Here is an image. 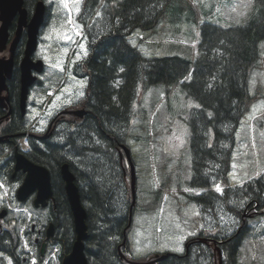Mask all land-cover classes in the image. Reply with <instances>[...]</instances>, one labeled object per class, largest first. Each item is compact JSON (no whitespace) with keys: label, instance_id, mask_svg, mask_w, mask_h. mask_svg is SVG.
Segmentation results:
<instances>
[{"label":"trees","instance_id":"obj_1","mask_svg":"<svg viewBox=\"0 0 264 264\" xmlns=\"http://www.w3.org/2000/svg\"><path fill=\"white\" fill-rule=\"evenodd\" d=\"M37 1L24 0V6L34 9ZM177 1L84 0L77 20L88 39L89 53L78 70L88 78L83 102L89 101L92 114L82 119L69 116L77 122L65 131L64 144H49L43 151L32 144V151L26 153L31 160L50 169L56 203L51 207L50 220L65 237L55 236L52 244L61 245L66 253L71 251L75 232L60 167L65 162L70 164L87 210L89 238L85 251L91 264H127L118 247L132 225L131 205L126 209L120 203L125 179L119 147L125 144L131 148L125 129L133 118L139 93L149 86L180 85L200 103L189 121L193 168L190 184L205 191L190 195V200L204 210L224 203L231 207L232 194L264 204V176L236 190L230 177L238 128L255 99L250 81L264 62V0H256L258 9L245 24L223 27L203 23L194 59L147 55L139 45H133L132 35L137 31L154 32ZM15 73L19 77V68ZM13 94L15 110L19 97L16 91ZM11 129L19 134L26 131L22 124ZM217 183L222 192L214 188ZM19 235L15 228L7 234L0 232V253H9L18 261L13 251ZM242 239L243 231L235 233L228 246L221 248L229 249V255L235 256ZM208 259L176 256L161 264H212Z\"/></svg>","mask_w":264,"mask_h":264},{"label":"rangeland","instance_id":"obj_2","mask_svg":"<svg viewBox=\"0 0 264 264\" xmlns=\"http://www.w3.org/2000/svg\"><path fill=\"white\" fill-rule=\"evenodd\" d=\"M45 2L50 20L44 27L39 51L35 54L43 57L47 63V70L39 75L45 84L37 85L30 92L26 119L28 126L36 128L38 134L44 132L57 110L65 107L64 96L74 97L80 95V92L86 95L88 80L86 77L78 83L70 80L64 94L57 95L54 94L55 89H50L53 82H46L56 67H63L62 72L66 73L64 67L68 63V56L63 43L68 44V49L77 43L73 63L87 57L89 45L88 39L81 35L83 27L77 20L84 0H78V5L77 0ZM77 6L80 9L78 13ZM257 9L256 0H179L173 4L154 32L137 31L132 35L131 42L139 45L147 55H181L194 59L200 38L199 29L203 23L212 22L223 27L242 25L249 21ZM28 11L31 18L34 9ZM65 33L72 37L74 43L64 39ZM262 48L264 57V41ZM3 55L9 57L8 53ZM249 87L255 99L238 128L233 148L230 177L235 190L264 176V62L261 68L255 70ZM48 89L50 93L46 92ZM199 107L200 103L180 85L172 88L165 84L152 85L139 93L133 107V118L129 128L125 129L129 133L127 139L134 158L136 205L127 237L121 239V250L129 260L147 261L167 252L184 254L186 243L200 231L204 235H217L226 241L222 234L234 235L239 230V233L243 231V239L235 256L231 257L229 252L223 251L221 257L218 248H215V253L210 247L212 264H264V205L255 216L243 217L246 205L251 202L249 198L241 199L232 194L234 197H231L229 203V206L233 203L231 207L224 203L223 206L218 207L217 204L209 210H204L190 200V195L205 191L190 184L193 168L189 121ZM69 126H62V129L71 130ZM60 142H66V138ZM23 147L28 150V145ZM122 152L123 160L120 159V163L125 180L120 203L127 209L132 204L133 196L129 194L132 189L128 180L130 165ZM0 173V213L7 210L1 220L2 233L7 234V231L15 228L20 234L13 254H17L18 261L21 258V264H32L35 260L38 262L35 264H60L59 254L66 253L62 251L61 245L49 241L46 255L40 260L41 245L35 243L39 237L36 234L38 228L47 229L51 222V208H36L32 196L25 202L17 199L16 191L24 178H12L11 165L0 169ZM217 185L219 183L214 187L216 190ZM130 215L131 206L129 220ZM61 237L65 239L62 234ZM123 242L126 244L123 245ZM9 261L18 264L14 256L1 252L0 264H9Z\"/></svg>","mask_w":264,"mask_h":264},{"label":"water","instance_id":"obj_3","mask_svg":"<svg viewBox=\"0 0 264 264\" xmlns=\"http://www.w3.org/2000/svg\"><path fill=\"white\" fill-rule=\"evenodd\" d=\"M18 13V28L10 45V55L9 57H0V104L4 105L5 107L9 106V96H2V92L5 90L8 91L7 79L11 78L13 75L15 50L23 32V28L26 26L28 40L26 43L24 56L19 64L21 82L20 108L22 113L25 114L30 88L38 79L37 73H41L44 70V61L41 59L37 61L34 60L33 54L38 48L39 30L44 21L46 3L43 0L38 1L32 17L28 21V10L24 7V0H0V51L8 48L10 36L9 27ZM10 112L11 108L8 114H10ZM72 113L79 117H83L86 113V110L77 109ZM121 148L124 150L131 165L133 200L131 206L130 224L132 220V209L136 203L135 165L132 160L131 150L124 144L121 145ZM121 156H123L122 153ZM14 157V175L19 170H22L25 173V178L17 190L18 200L26 201L33 193H35V199L33 202L34 206L36 208L47 207L49 200H54L52 175L50 169L45 165L38 164L31 160L25 155L24 152L20 151L19 147L17 146L14 151ZM60 175L64 181V189L73 215L75 232V240L72 244L71 251L63 257L61 264H91L85 251L86 241L89 238L87 210L81 200L80 189L76 183V175L68 162H65L61 165ZM6 214V210L2 211L0 213V220L4 218ZM54 230L55 224L51 222L47 227V239L53 237ZM124 244L125 242H123V245ZM46 246L47 243L44 242L40 249L41 256H44L46 252ZM119 253L122 258H125V255L121 250V246H119ZM168 256L169 253L164 254L161 257H158L155 261L165 259Z\"/></svg>","mask_w":264,"mask_h":264},{"label":"flooded vegetation","instance_id":"obj_4","mask_svg":"<svg viewBox=\"0 0 264 264\" xmlns=\"http://www.w3.org/2000/svg\"><path fill=\"white\" fill-rule=\"evenodd\" d=\"M18 17H19V13L15 16L11 26L9 27V31H10V36H9V41H8V48L0 51V57H7L5 55L1 56L3 53H8V55H10V45L13 41V38L15 37L17 28H18ZM29 20V19H28ZM50 20V15H48V13H46L45 15V20H44V24L41 28V34H40V39L42 38L43 34V30L44 27L46 26V23H49ZM28 40V33H27V27L25 26L23 28V32L21 34V37L18 41L16 50H15V64H14V71H13V75L11 78L7 79V86H8V91L5 90L2 92V96L8 95L9 96V106L5 107L4 105L0 104V169L5 168V166H7V168L11 165V177L15 178L18 177L19 179H22L25 177V173L22 170H19L15 173L14 175V171H15V161L13 158V152L15 147L18 145V143L20 142V138L18 136L19 133L17 132H13V130L11 129V127H13L14 125L16 126L17 124H22L25 125L26 127V136H27V142H28V150L27 153H29L30 151H32L33 146L32 144H35L41 151L46 149V146L49 144H54V143H60V144H64L60 141H62V139L66 138V132L62 129V126L65 125H70L69 127L74 128L72 126L75 125V123L77 122V119L69 117V116H74L76 117V115L74 113H72V111L76 110V109H86V113L85 116L92 114V109L90 106L89 101L88 102H83V98L85 96L83 95H77V96H72V95H67L64 96V102L63 105L65 106L64 108L57 110V112L53 115V117L48 121V124L44 130L43 133L38 134L37 132H35V129H33V127H29L28 123L25 122L24 124V120H26V115H23L20 109V89H21V82H20V75L19 77L16 76V69L19 68V64L20 61L24 55L25 52V47H26V43ZM71 41L74 43L73 39H71ZM41 42V40H40ZM40 45V44H39ZM68 44L67 43H63V46H66V54L68 56V63L66 66V68L64 67V70H66V73L63 74V67H59V68H55V70L51 71V76L50 79L47 80L46 82H53L51 83L50 89H55L54 94H64V92L67 90L66 88L70 85V80H72V82H76L78 83L79 80H81L83 78L86 77L84 76L82 73L79 72L78 67L80 64V61L82 60H75V63H73L75 54H76V50H77V43L76 45H74L73 47L70 46V49H68ZM39 51V49H38ZM36 54V53H35ZM35 59H44L41 56H35ZM45 61V59H44ZM47 65V63H46ZM20 72V70H19ZM69 76V77H68ZM71 78V79H70ZM87 78V77H86ZM88 79V78H87ZM56 82V84L54 83ZM88 82V81H87ZM45 82L41 79L38 78L36 85H44ZM12 91H16L19 97V101H18V105L17 107H15V110L12 106V102L14 101V99L12 98L13 96L15 97V94L12 95ZM47 93H50L49 89L46 91ZM51 95V94H50ZM52 96L49 98L51 99ZM82 99V100H81ZM11 108V112L10 114H8V111ZM16 112H20V116L18 114L15 115ZM92 118L89 119V121ZM91 122V121H90ZM91 124V123H90ZM92 129V128H91ZM10 157V158H8ZM11 160V161H10ZM6 172V171H5ZM2 172V173H5ZM0 173V174H2ZM1 176V175H0ZM23 180V179H22ZM55 199V198H54ZM264 205V204H263ZM56 206L55 200L54 201H50L49 202V206L46 208H51ZM260 205L259 203H254L253 201L249 202L246 205V208L244 209V211L246 213H244L243 217H253L255 216L259 211H260ZM52 210V209H51ZM51 221V220H50ZM245 221V219H244ZM52 222V221H51ZM55 224V223H54ZM2 227V222L0 221V228ZM33 231H35V226H33ZM239 232V230H238ZM236 231V233H238ZM36 234L39 236L35 239V243L37 245H39L42 242H49V241H53L54 237L57 235H60L61 232L58 229V227H56L55 225V230H54V235H53V239L51 237V239H47V229L46 227L43 228H38ZM220 235V234H219ZM226 241H222V239L217 236V235H212V234H208V235H204V233L202 231L199 232V234H197L195 237H193L192 239H190V241H188L186 243V251L184 254H170L169 257H190V259H198V258H210L212 257L211 255V251L209 250L210 247H212L213 252H215V248H218V250H220L221 245L224 246H228V243L231 241V237H226L223 238ZM205 247V248H203ZM222 252V249H221ZM216 253V252H215ZM197 254V257H194V255ZM155 257L154 256L152 259H149L147 261H134L136 263H132V264H161V262H164L165 260H167L168 258H165L163 260H159V261H155ZM129 259L126 260V262L130 263L128 261ZM152 262V263H151ZM154 262V263H153Z\"/></svg>","mask_w":264,"mask_h":264},{"label":"snow or ice","instance_id":"obj_5","mask_svg":"<svg viewBox=\"0 0 264 264\" xmlns=\"http://www.w3.org/2000/svg\"><path fill=\"white\" fill-rule=\"evenodd\" d=\"M77 5H78V0H77ZM76 11H77V13L80 11V9H79V6H77L76 7ZM72 21H71V17L69 18V23H71ZM64 39H66V40H71L72 39V37L70 36V35H68L67 33H65V35H64ZM83 47V46H82ZM65 51H67V50H65ZM87 54V52H86V50H85V55ZM79 58V57H78ZM81 86H83V83H81ZM80 95H83V92H80ZM216 188H217V190L218 191H221L222 192V189H220V187H219V185H217L216 186ZM198 214V213H197ZM182 250V249H181ZM9 264H11V261H9ZM33 264H35V261H33Z\"/></svg>","mask_w":264,"mask_h":264},{"label":"bare ground","instance_id":"obj_6","mask_svg":"<svg viewBox=\"0 0 264 264\" xmlns=\"http://www.w3.org/2000/svg\"><path fill=\"white\" fill-rule=\"evenodd\" d=\"M74 140V139H73ZM72 144H74V143H72ZM71 151V150H70ZM69 154V153H68ZM236 233V232H235ZM239 233V232H238ZM237 233V234H238ZM222 236H223V238H226V237H231L232 235H224V234H222ZM230 256V255H229ZM134 263H136V262H134Z\"/></svg>","mask_w":264,"mask_h":264}]
</instances>
